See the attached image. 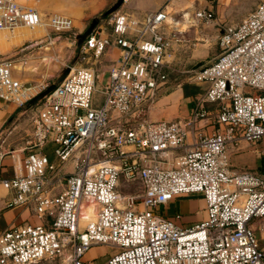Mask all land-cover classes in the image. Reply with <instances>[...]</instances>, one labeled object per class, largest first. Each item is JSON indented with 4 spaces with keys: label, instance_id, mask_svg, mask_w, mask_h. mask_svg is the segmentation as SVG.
I'll return each mask as SVG.
<instances>
[{
    "label": "built area",
    "instance_id": "2783aa9c",
    "mask_svg": "<svg viewBox=\"0 0 264 264\" xmlns=\"http://www.w3.org/2000/svg\"><path fill=\"white\" fill-rule=\"evenodd\" d=\"M195 16L216 20L207 10ZM168 19L166 8L111 14L110 31L98 25L80 46L95 59L119 50L107 80L94 68L67 66L68 77L33 109L28 145L0 152L6 207L23 208L38 221L0 233V264H93L85 255L97 245L118 251L105 264H264L251 227L253 219H264V174L238 173L231 164L232 152L264 138V1L238 26L217 25L222 52L211 65L189 71L191 80L208 84L194 113L152 121L150 111L169 80L168 50L181 42L166 32ZM20 28L44 29L47 40L75 25L69 17L0 0V32ZM38 40L0 62V101L23 108L49 87L23 76L26 53ZM206 104L216 105L212 133L198 126L208 116ZM50 144L59 166L43 152ZM7 154L9 178L2 173ZM137 181L139 192L120 191ZM195 195L205 200L206 220L183 226L180 215H157L176 198Z\"/></svg>",
    "mask_w": 264,
    "mask_h": 264
},
{
    "label": "rangeland",
    "instance_id": "374dc122",
    "mask_svg": "<svg viewBox=\"0 0 264 264\" xmlns=\"http://www.w3.org/2000/svg\"><path fill=\"white\" fill-rule=\"evenodd\" d=\"M17 2L25 7L37 9L44 16L57 14L69 17L74 21L75 25V28L71 32L62 35L51 34V39L47 40L45 38L47 32L45 31L44 34L42 32L41 38L38 37V44L26 53L28 56V73L23 75L25 76L24 78L29 81L44 82L51 85L55 83L58 76L65 71L67 66H70L74 68H94L100 75L106 74L105 79L107 80V73L112 64L109 57L103 55L99 59H95L92 54L83 55L81 53V45H79V36L87 31L94 19H97L99 21L98 25L105 27L107 30L106 32H109L110 27L107 25V22L110 19V15L108 18H105L104 14L117 5L119 0H17ZM256 2L257 4L254 8L261 1L256 0ZM124 5L125 3L123 6ZM249 5V0H245L243 4L237 3L232 12L228 15L227 24H225V26H238L241 22L238 19L241 8ZM122 7H120L119 10H121ZM184 16L185 14L183 15L175 11L171 18H173L175 22L178 20L181 21V23L178 26L173 25V29L169 25V30H166V32L174 31L178 34L177 37L184 39L185 42H179L178 45L182 46L179 47L176 45L174 52H169V57L173 54L172 57L168 58L171 60L169 80L163 88L159 100L150 111V120L152 121H155L153 118L154 115H161V119L163 118L166 120L178 119L177 113L173 111V105L170 103L161 104L159 102L178 85L192 82L193 80H191L189 71L193 70L197 64L203 63L204 66L211 65L214 59L222 52L219 40L220 33L217 27H213V25L210 24L206 25L204 22L197 21L194 23V13L187 18ZM18 32L19 35H21L20 32H24V29H19ZM12 38L13 37H6L4 33H0V62L11 58L17 53L21 55L20 47L26 42L25 40L29 39L31 41L30 37L28 38L23 34L21 38H23L24 41L21 42L20 37L17 36L18 43L16 42L14 45L5 46ZM34 39L37 38L34 37ZM110 50L111 49H108L106 54L109 53ZM89 58H91V60H89ZM33 70H35V72H32ZM99 88H101V85H99ZM100 97L101 95L99 93L96 94V98ZM100 105L101 103L96 107H100ZM34 110L25 113L24 107L17 108L13 105H0V152L8 153L17 150L22 151V149L28 145L27 142L31 140V117L34 114ZM54 150L55 146L50 144L45 147L43 152L47 153L50 160H55L54 163L59 166L60 163L55 159ZM238 155L244 158L243 163L236 161L232 165L234 170L238 173L258 172L264 174V138L257 146H251L248 150L240 151ZM9 160L11 161V155L7 154L4 161ZM139 183L140 181H137L132 183L129 187L126 184H121L120 191L127 194H135L141 189V184ZM179 198L183 200L185 196L176 199ZM187 213L188 211L185 206L180 205V203L169 205L168 208L161 207L157 210L158 216L166 217L172 215L174 216L171 218L172 220H176L177 215L186 216L185 214ZM185 218L186 220L183 226H187L188 222L190 223L194 220L188 216ZM31 220L34 219L32 218ZM34 221H36V219ZM176 221L181 225L179 220ZM251 227L258 237L260 245L264 248V219H253ZM117 252V249L110 245H97L89 250L85 255V260L91 261L93 264H105L107 260Z\"/></svg>",
    "mask_w": 264,
    "mask_h": 264
},
{
    "label": "crops",
    "instance_id": "0c3cea01",
    "mask_svg": "<svg viewBox=\"0 0 264 264\" xmlns=\"http://www.w3.org/2000/svg\"><path fill=\"white\" fill-rule=\"evenodd\" d=\"M244 1L245 0H129L122 7L121 11L131 13V14H136V15H145L147 13L148 14L154 13L163 8H166V11L168 12V15H169L168 21L170 24L174 26H178L181 23V21L177 20V22H175V20L171 18L175 11L180 12L183 15L185 14L184 16L185 18L191 16L193 13L195 15L196 12L200 10L212 11L214 12L215 17H216V20L214 22L205 23L204 21L197 20L196 16L193 19V21L194 23L198 21V22H204L206 25H209V24L213 25V27L218 28L217 30H219V33L221 35V29L217 25L221 23V24H224L225 26V24H227L228 15L232 12L234 6H236L237 3L243 4ZM249 1H250V5L241 8V11L239 12L238 19L241 22L243 19H245L249 15L250 12H252L256 8V7L254 8V6L257 4L256 0H249ZM260 1H264V0H260ZM189 24H192V23H189ZM167 30H169V28ZM0 33H3V32H0ZM20 33L26 35V37L28 38L30 37L31 40H33V37L31 36L32 34H34L33 32L24 31ZM4 34L6 35V37H13L11 41H8V43L5 44V46L14 45V43L16 42L18 43L19 41L16 38L17 36L20 37L21 42L24 41V39L21 38L22 35H19V33H13V34L4 33ZM179 39L181 40L180 43L185 42L184 39L182 38H179ZM28 40L29 39L25 41H28ZM178 44L179 42L173 43L172 48L168 50V53L169 52L173 53L175 46ZM178 46L181 47L182 45H178ZM106 56H108L109 60L113 62L119 57V50L117 48H112L109 51V53L106 54ZM172 56L173 54L170 55V57ZM168 58L167 60L171 63V60H169ZM195 67L193 69H195ZM170 71L171 69L167 71L168 77H169ZM207 88H208V84L205 82L192 81L188 83H183V84L178 85L167 96H164V98L161 99L159 103L161 104L170 103L171 105H173V111L177 113L178 119L179 120L186 119V118H189L194 113L198 100L205 94ZM0 105L9 106L11 104L0 101ZM205 109L208 112V116L202 119L198 123V126L205 127V130L207 132L212 133L216 130V124H215L216 105L206 104ZM153 118L155 119V121H158L159 119L161 120V115H154ZM178 119L168 120V121H178ZM249 147L250 146L246 145L240 151L248 150ZM240 151L231 153V164L232 165L236 161H239L241 163L244 162V158L238 155V152ZM52 162H55V160L54 161L52 160ZM3 164H4V167L2 170L3 177H6V178L12 177L13 170H12L11 161L10 160L4 161ZM232 170L237 172L236 170H234L233 166H232ZM8 194L9 193L0 186V233L4 229L12 225H19V224H23L26 222H30V223L38 222L37 220L34 221L36 218L34 216H31L30 212L23 208H7L6 207V197L8 196ZM177 203H180V205L185 206V208L188 211V213L185 215L194 219L192 220V222L190 223L188 222L187 226L195 225L201 221L206 220L208 217L207 211H206V203L202 196H189V197H185L183 200L179 198V199H176L175 201L169 202L163 207L168 208L169 205H176ZM180 216H181V219L179 221L182 225H184L186 216H183V215H180ZM31 217L34 220H31L32 219ZM166 217L171 219L174 216L169 215Z\"/></svg>",
    "mask_w": 264,
    "mask_h": 264
},
{
    "label": "water",
    "instance_id": "95a60500",
    "mask_svg": "<svg viewBox=\"0 0 264 264\" xmlns=\"http://www.w3.org/2000/svg\"><path fill=\"white\" fill-rule=\"evenodd\" d=\"M123 4H124V0H119L117 5H115L111 10H109L107 14L111 15L114 12L118 11L120 7L123 6ZM98 24H99V21L97 19H94L90 27L87 29V31H85V33L79 36V45H82L85 42V40L91 35V33L98 26ZM221 34H223V32H221ZM203 66L204 64L201 63L197 65L195 69H199ZM70 72H71V68L70 67L66 68L65 71H63L58 76L55 83H52L51 85H49V87L44 92H42L41 94L33 98L30 102H28L26 106L24 107L25 113H28L32 111L33 109H35L41 102H43L49 95H51L59 87V85L68 77Z\"/></svg>",
    "mask_w": 264,
    "mask_h": 264
},
{
    "label": "bare ground",
    "instance_id": "6f19581e",
    "mask_svg": "<svg viewBox=\"0 0 264 264\" xmlns=\"http://www.w3.org/2000/svg\"><path fill=\"white\" fill-rule=\"evenodd\" d=\"M187 15V14H186ZM170 24V23H169ZM170 26L173 28V25L172 24H170ZM21 29H24V31H29V32H33L34 34H32L31 36L33 37V39H34V37L35 38H37L38 39V37L39 38H41L40 36H42V32H43V34L45 33V30L44 29H35V30H30V29H27V28H20V30ZM19 30V29H18ZM18 30L15 32V33H19L18 32ZM21 35H23V34H21ZM75 69V68H74ZM90 213H91V211H90Z\"/></svg>",
    "mask_w": 264,
    "mask_h": 264
},
{
    "label": "trees",
    "instance_id": "16d2710c",
    "mask_svg": "<svg viewBox=\"0 0 264 264\" xmlns=\"http://www.w3.org/2000/svg\"><path fill=\"white\" fill-rule=\"evenodd\" d=\"M104 17H105V18H108V17H109V15H108L107 13H105V14H104Z\"/></svg>",
    "mask_w": 264,
    "mask_h": 264
}]
</instances>
